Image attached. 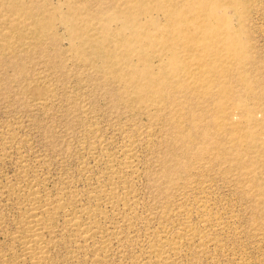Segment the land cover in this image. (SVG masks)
Instances as JSON below:
<instances>
[{
	"label": "rangeland",
	"instance_id": "1",
	"mask_svg": "<svg viewBox=\"0 0 264 264\" xmlns=\"http://www.w3.org/2000/svg\"><path fill=\"white\" fill-rule=\"evenodd\" d=\"M182 1L188 14L241 32L235 38L248 47L250 90L242 91L238 71L225 77L234 95L226 113H234L232 123L249 110L244 114L259 126L252 147L251 140L233 147L225 135L220 152L209 143L221 142L215 131L202 137L213 102L187 99L175 76L192 86L205 69L181 71L179 56L196 60L163 37L172 31L175 44L190 48L194 26L176 17L166 24L165 0H18L23 11L37 13L22 18L6 11L12 0H0V264L23 260L18 237L29 186L69 205L48 222L47 264H264V0ZM69 10L79 14L75 29L62 20ZM19 21L21 31L12 28ZM160 77L176 86L175 107L157 95L139 97ZM183 115L195 116L197 127ZM224 151L227 161L218 156ZM112 187L120 198L126 193L129 207H112ZM79 209L105 215L87 244L66 227ZM100 240L109 242V254L98 251ZM159 248L164 260L154 254Z\"/></svg>",
	"mask_w": 264,
	"mask_h": 264
},
{
	"label": "bare ground",
	"instance_id": "2",
	"mask_svg": "<svg viewBox=\"0 0 264 264\" xmlns=\"http://www.w3.org/2000/svg\"><path fill=\"white\" fill-rule=\"evenodd\" d=\"M133 1H135V0H133ZM145 1L149 2L150 0H145ZM12 2L13 3L10 6L8 5L5 8L8 13L10 12V13L15 14V15L17 14V16L19 15V17H21V18L23 17L24 14L29 15V16L33 15L32 17H36L37 13H33L34 11H31V12H29V11L27 12V10H26V12L23 11L22 10L23 9L22 4H20V2H18V0H12ZM180 2L181 3H177L176 0H165V4H164L163 8L164 9L171 8L170 12L168 14H165V16H166L165 22H166V24H168L170 17L171 18L176 17L177 18L176 21H179L182 23H186V22L188 23L189 22L190 24L193 23V26H194L193 27L194 28L193 33L188 37V39H186V41L191 43L192 46L189 48V47H184L180 44H175V42H173V41H177V37L173 36V32L169 31V30H166V32L163 34V37L165 38L166 42H168V43L171 42L168 45V48L174 47L177 50L181 48V49H183L182 52L189 53V57L192 58L193 60H196L195 63L194 62L188 63V62H185L184 59L180 58V56H179L178 60L174 61V63L180 64V66H181L180 70L181 71L183 69H186V68L192 67V66L202 68V70L205 69V71H202L200 75L192 76V82H193L192 86H188L189 81L186 83V80H188V79H185L184 75L179 74L178 76H175V77H178V81L176 82L175 85L176 86L178 85L177 89L182 88L183 90H185V92L181 91L182 93L181 92L180 93L183 95H186L187 99H188V97H189V99H190V97H195V99L204 98L205 100L207 99L206 100L207 102L209 100H211L213 102V108L215 110L213 113H215V114H213L210 122H207L205 127L200 126V128H205L206 130H208L207 132H205L202 135V137L204 139H207V137H205V136L211 134V131H213V132L215 131L216 135L220 138L221 142H217V141L209 142L212 146H214L213 150L222 149V146L225 145V142L228 138H229V141H231V144L233 143V147L239 148L240 145H242L244 143L246 144V142L249 140H251L249 147H252L251 145L255 144L253 142H254L255 137L257 135V134L255 135L256 131L253 130L255 127H257V121L250 119V117H247L244 114V113L247 114L249 112V110H247L246 108L243 107L244 108L243 112L240 111V113H242V114H239L240 120H236V122H232V123H227V122L232 121L231 117L234 116L233 115L234 113L233 114H232V112L230 114L226 113L227 107L229 106L231 101L234 100V95L232 94V91H230V89L228 87H225V77L229 76L234 70L238 71L239 74L236 77V81L238 84L241 85V88L243 89L242 91H244V93L246 92V95H248V93H249L248 90H250V87L248 86L249 85V79H248V76H247L246 70H245L246 69L245 66L247 65V60H248V55L246 56V54L248 52V47L244 43H242L240 40L235 38L237 36L239 37V35H241V32L238 30H235L236 28H234L233 30L230 31V34H229L225 30V25L220 24L219 20L217 18H214L213 21H206L203 19V15L198 14L197 12L196 13L190 12V14H188L187 10L184 6V2L182 0H180ZM142 4H143V2H142ZM228 4H230V1L228 2ZM29 9H32V8H28V10ZM36 9H37V7H36ZM36 9H34V10H36ZM199 9H201V7ZM40 10H42V8ZM121 11L122 12H119L118 14L121 15V14H125L127 12V10H126V12H123V10H121ZM180 13L183 14L184 18H179L178 15ZM39 14H38V16H39ZM78 15H77L76 11L69 10L66 14H62V20H63V22H71L74 29H75L74 24L76 23L75 21L78 18ZM48 18L50 21L53 20L52 15H49ZM28 19H30V18H28ZM28 19H27V21H28ZM37 19H38V17H37ZM24 20H26V19L24 18ZM19 24H20V21L17 22L16 24H14L12 28L20 30ZM32 24H33L34 28L38 27V22L37 23L33 22ZM46 25H45V27H47ZM85 26H86V24H85ZM45 27H44V29H45ZM83 27H81V28H83ZM189 27H191V26H188L187 28H185V30L182 29V31H188ZM38 28H37V30H39ZM82 32H84V31H82ZM205 33H211V34H213V36H211L209 38L204 37L203 34H205ZM94 37H95V35H94ZM100 37H102V36H100ZM156 37H157V39H160L159 36H156ZM143 38H145V37H143ZM99 39L101 41V38H99ZM161 40H162V37H161ZM120 43H119V45H120ZM177 55H179V53ZM116 56H118V58H119L120 55L117 54ZM121 56L123 57V55H121ZM161 70L165 71L166 68H162ZM198 71H199V69H198ZM151 84H152L151 86L153 87L154 91L149 93V94H147L148 92L146 94H144L143 91H140L141 94H139V97L145 98L149 102L150 100H152L154 98L155 95H157L163 99L164 98L168 99V100H166V99L163 100L165 106H167V107H168V105H170V107L174 106L176 101L173 102L171 98H173L175 96L174 92H175L176 86L175 87L172 86V83H171V80H169V77H160L158 79L152 80ZM135 89L141 90L137 86ZM172 89H173V92H172ZM191 100H193V99H191ZM191 100H189V101H191ZM199 100H203V99H199ZM236 100L239 101L240 104H242V102L245 101V98L240 97ZM194 101L196 102V100H194ZM188 102L186 104L188 105V107L190 109L189 112L192 114L193 113L195 114L194 107L191 106L192 104L189 105ZM177 111L178 110H174V112H176L175 115H178ZM190 113H189V115H190ZM194 117L186 115V116H184V119L188 122H192V125L194 126V123H196V120H195L196 117L195 118ZM173 118H174V116H173ZM175 118L176 119L178 118V120H180L179 115L175 116ZM217 119L220 120L219 123L217 122ZM238 119H239V117H238ZM197 120H198L197 122H200L199 119H197ZM250 123L252 125L249 126ZM229 125L231 127H228L229 130H227V126H229ZM196 127H197V123H196ZM261 127H262V125H261ZM189 128H191V127H189ZM257 128H259V126ZM192 135H193V132H189L188 135H186L185 132H183V134H182V136L185 138L186 137L192 138ZM225 135H228L229 137L226 138ZM242 147L243 146H241V148ZM223 150H225V149H223ZM225 151L222 153H218V156H220V159H223V161H225V160L227 161L228 154H230V153H225ZM236 151H237V149H236ZM220 152H221V150H220ZM237 162H238L239 167L243 165L242 161H237ZM128 167H129V165H128ZM126 168H127V164H126ZM125 173L128 174V172H125ZM34 185H36V183ZM254 185H256V184H254ZM35 189H33L32 186H29L26 189V190H28V193L26 192L27 193V194H25L26 196L24 195L26 198L25 199L26 206L24 209L25 210L24 217H23L21 225H20L21 235L18 237V240L19 239L21 240V253H22L21 256H23V258H22L23 260L22 261L21 260L20 261L15 260V261L7 263V264H25L26 262H28V264H47V261H48L47 260L48 259V257H47L48 245L46 244L47 241L44 240V237L47 234L51 233V231H50L51 227L48 225V222L55 215L63 212L67 207H69V205L67 206V205L62 204L63 203L62 201H60V202H62V203H60L58 200H53V199L47 198L46 196L41 195L39 193L40 189H39V191H37ZM115 189H117V188L112 187L108 193L109 203H111L112 207L115 204H121L122 206H128L126 204L127 199H128V198H126V193H125V195H123L122 198H120L121 196L119 197L117 195ZM119 193L122 194L121 192H119ZM67 209H66V211H67ZM70 209H71V207H70ZM71 210H73V209H71ZM71 212H73V211H71ZM125 212H126V210H125ZM72 215L73 216L66 221V227L68 230H70L71 232L74 233V236L79 237L80 239H82L83 242H86V244L88 241L92 242V240L95 239L96 235L99 236V234H97V233L100 231V230L98 231V229L100 227L98 228L99 224L97 223V220L105 217V215L102 212H98L97 210L87 211V209H86V211H85V210L79 209L77 211H74V214H72ZM83 217L86 218V220H87L86 223L82 221L81 218H83ZM124 218H125V216H124ZM126 221H128V218ZM53 232L54 231H52V233ZM182 235H184V234H182ZM185 235H186V233H185ZM190 235H191V233H190ZM109 241H110V239H109ZM176 242H173V244L171 246V249H173L174 251L177 248ZM167 243H168V241H167ZM108 247H109V242L107 240L101 241L99 246H98V251L105 253V252H107ZM168 249H170V247ZM162 252L163 251L160 248L157 250L154 249V254L158 258V260L163 259L162 254H164V253H162ZM102 261H104V260H102ZM4 264H6V263H4Z\"/></svg>",
	"mask_w": 264,
	"mask_h": 264
}]
</instances>
